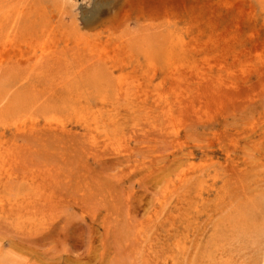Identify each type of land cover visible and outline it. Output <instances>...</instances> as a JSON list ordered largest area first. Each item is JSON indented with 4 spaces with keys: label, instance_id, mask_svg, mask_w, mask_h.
Here are the masks:
<instances>
[{
    "label": "rangeland",
    "instance_id": "374dc122",
    "mask_svg": "<svg viewBox=\"0 0 264 264\" xmlns=\"http://www.w3.org/2000/svg\"><path fill=\"white\" fill-rule=\"evenodd\" d=\"M14 3L0 264H264V0Z\"/></svg>",
    "mask_w": 264,
    "mask_h": 264
},
{
    "label": "bare ground",
    "instance_id": "6f19581e",
    "mask_svg": "<svg viewBox=\"0 0 264 264\" xmlns=\"http://www.w3.org/2000/svg\"><path fill=\"white\" fill-rule=\"evenodd\" d=\"M66 1V0H65ZM15 0H0V35H2L1 33H2V31L6 28V25H8V24H10V23H13L14 21V17H13V15H14V11H15V9H16V5H15ZM66 3V2H65ZM38 9V8H37ZM16 14H18V13H16ZM15 14V15H16ZM64 14V13H63ZM118 24V23H117ZM124 24V26L123 27H125V23H123ZM155 25V24H154ZM152 28V27H151ZM124 29V28H123ZM142 30V29H141ZM145 30V29H144ZM147 30V29H146ZM154 37V36H153ZM151 38V37H150ZM149 38V39H150ZM144 39V38H143ZM10 42V41H9ZM72 45H74V44H72ZM72 45H70L71 47H72ZM13 46V45H12ZM1 47V46H0ZM74 47V46H73ZM37 48H38V46H37ZM13 50V49H12ZM58 50V49H57ZM39 52V51H38ZM54 52V51H53ZM3 53V52H2ZM93 55V54H92ZM91 55V56H92ZM49 55H47L46 56V58L48 57ZM90 56V55H89ZM89 56H88V58H89ZM95 56V55H94ZM96 57V56H95ZM132 57V56H131ZM44 59V61H45V58H43ZM42 59V57H41V60H43ZM52 59V58H51ZM59 59H61V58H59ZM65 59V58H64ZM71 59V58H70ZM91 59V58H90ZM29 60H31V59H29ZM48 62L50 61V59H49V57H48ZM66 60V59H65ZM95 60V59H94ZM58 61V62H57ZM59 61H61V60H56V62L58 63V64H60V62ZM32 62V61H31ZM56 62H54L55 64H54V66H58V64L56 63ZM87 62V61H86ZM85 62V63H86ZM29 63H30V61H29ZM37 63H38V61H37ZM50 63H51V61H50ZM53 63V62H52ZM62 64H63V62H61ZM96 63H97V61H96ZM15 64H17V62L15 63ZM21 64V63H20ZM25 64V63H24ZM45 64H46V61H45ZM49 64V63H48ZM47 64V65H48ZM57 64V65H56ZM98 64V63H97ZM22 65V64H21ZM33 65V63L31 64V66ZM44 65V64H43ZM10 66V65H9ZM16 66V65H15ZM20 66V65H19ZM23 66V65H22ZM12 67H14V66H12ZM60 68H61V66H59ZM64 67V66H63ZM62 67V68H63ZM23 68V67H22ZM31 68V67H30ZM61 68V69H62ZM16 69V68H15ZM44 69H45V67H44ZM51 69H54V67L53 68H51ZM51 71V70H50ZM53 71V70H52ZM37 73H38V70L36 71ZM46 72V71H45ZM36 73V74H37ZM52 73V72H51ZM39 74V73H38ZM48 75V74H47ZM48 78V77H47ZM47 82V81H46ZM58 83V82H57ZM115 83H116V81H115ZM35 84V83H34ZM133 85V84H132ZM43 88V87H42ZM31 89V88H30ZM38 89V88H37ZM36 89V90H37ZM40 89V88H39ZM44 89V88H43ZM48 89H51V88H48ZM75 88H73V90H74ZM34 90V93H35V88L33 89ZM75 91V90H74ZM94 91V90H93ZM118 92V91H117ZM116 92V93H117ZM74 93V92H73ZM17 94V93H16ZM24 94V93H23ZM34 95V94H33ZM18 97V96H17ZM122 98V97H121ZM26 100V99H25ZM122 101V100H121ZM124 101V100H123ZM2 100L0 99V115H1V113L2 112H5V111H7L8 110V108L6 107V104L8 105V104H10L11 105V103H6V104H2ZM125 102V101H124ZM127 102V101H126ZM128 104V103H127ZM133 104V103H132ZM57 105V104H56ZM59 106V105H58ZM65 109V108H64ZM137 111V110H136ZM139 111V110H138ZM75 123V122H74ZM66 127H67V125H66ZM81 128V127H80ZM87 133H89L88 131H87ZM90 134V133H89ZM87 135V134H86ZM85 136V135H84ZM85 139H86V136H85ZM0 149H2V148H0ZM2 152V151H1ZM181 181H182V179H181ZM172 189V188H171ZM30 196V195H29ZM28 196V197H29ZM33 197V196H32ZM40 197V196H39ZM28 199V198H27ZM26 200V199H25ZM30 200V199H29ZM34 199H32V201H33ZM27 201V200H26ZM31 201V200H30ZM207 201V200H206ZM35 202V201H34ZM33 204V203H32ZM200 209V208H199ZM202 209V208H201ZM33 218H31V220H32ZM34 221V220H33ZM39 224V223H38ZM33 228V227H32ZM31 228V229H32ZM188 228V227H187ZM189 245V244H188ZM188 245H187V249H189L188 248ZM222 248V251H220V252H218L215 256H213L211 259H210V261L212 262V264H223L225 261V259H226V252H225V250L223 249V247H221ZM188 250H186V252H187ZM185 255H186V253H185ZM184 255V256H185ZM210 262V263H211ZM158 264V263H157Z\"/></svg>",
    "mask_w": 264,
    "mask_h": 264
}]
</instances>
